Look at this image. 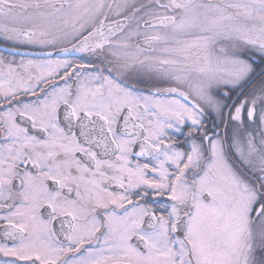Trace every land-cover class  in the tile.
<instances>
[{"label":"snow or ice","instance_id":"1","mask_svg":"<svg viewBox=\"0 0 264 264\" xmlns=\"http://www.w3.org/2000/svg\"><path fill=\"white\" fill-rule=\"evenodd\" d=\"M0 264H264V0H0Z\"/></svg>","mask_w":264,"mask_h":264}]
</instances>
